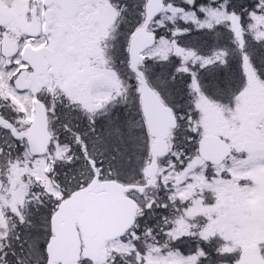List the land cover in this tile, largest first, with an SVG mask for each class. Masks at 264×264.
Wrapping results in <instances>:
<instances>
[{
    "label": "snow or ice",
    "instance_id": "6c2138e0",
    "mask_svg": "<svg viewBox=\"0 0 264 264\" xmlns=\"http://www.w3.org/2000/svg\"><path fill=\"white\" fill-rule=\"evenodd\" d=\"M0 264H264V0H0Z\"/></svg>",
    "mask_w": 264,
    "mask_h": 264
}]
</instances>
